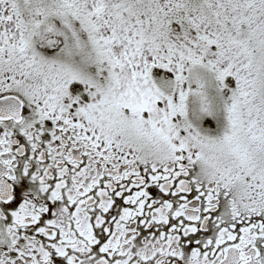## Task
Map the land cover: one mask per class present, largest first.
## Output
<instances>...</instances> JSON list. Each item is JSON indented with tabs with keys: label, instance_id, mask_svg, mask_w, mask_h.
I'll return each mask as SVG.
<instances>
[{
	"label": "snow or ice",
	"instance_id": "1",
	"mask_svg": "<svg viewBox=\"0 0 264 264\" xmlns=\"http://www.w3.org/2000/svg\"><path fill=\"white\" fill-rule=\"evenodd\" d=\"M0 264H264V0H0Z\"/></svg>",
	"mask_w": 264,
	"mask_h": 264
}]
</instances>
